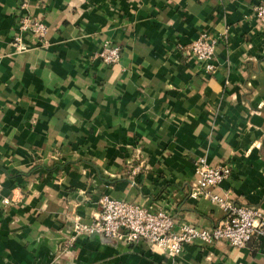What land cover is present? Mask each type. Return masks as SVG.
Wrapping results in <instances>:
<instances>
[{"label":"crops","instance_id":"0c3cea01","mask_svg":"<svg viewBox=\"0 0 264 264\" xmlns=\"http://www.w3.org/2000/svg\"><path fill=\"white\" fill-rule=\"evenodd\" d=\"M261 1L0 0V264H264V236L195 239L175 257L70 240L102 194L165 209L174 227L217 225L222 205L190 195L198 156L231 168L211 192L264 210ZM201 34L217 39L212 71L179 49ZM105 41L116 63L99 56Z\"/></svg>","mask_w":264,"mask_h":264},{"label":"built area","instance_id":"2783aa9c","mask_svg":"<svg viewBox=\"0 0 264 264\" xmlns=\"http://www.w3.org/2000/svg\"><path fill=\"white\" fill-rule=\"evenodd\" d=\"M253 14L264 22V0L255 4ZM22 31L43 35L46 26L40 20H30L23 16L20 22ZM17 49L27 47L19 36H15ZM217 39L201 34L179 49L188 57L205 63L207 70H213V58ZM99 56L105 63H116L120 58V48L108 41L103 42ZM228 164L211 165L205 156H198L195 171L196 183L190 190L191 196H208L213 202H219L224 210L223 219L213 227H203L190 222H181L174 227L175 217L165 209L151 210L146 206L119 199L108 194L99 197L100 211L85 221L79 215L74 216L73 240L78 234H100L124 243H146L152 249L159 248L170 257L178 255L185 244L195 239L206 243L226 241L232 246H243L250 238L261 239L264 236V210L260 207L222 199L209 188L219 183L230 173Z\"/></svg>","mask_w":264,"mask_h":264}]
</instances>
